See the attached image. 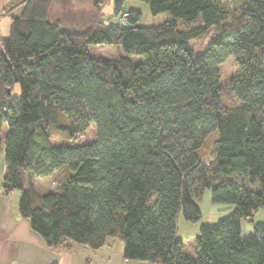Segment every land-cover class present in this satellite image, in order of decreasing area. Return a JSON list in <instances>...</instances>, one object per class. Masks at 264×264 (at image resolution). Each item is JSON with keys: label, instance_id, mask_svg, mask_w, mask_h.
I'll list each match as a JSON object with an SVG mask.
<instances>
[{"label": "trees", "instance_id": "16d2710c", "mask_svg": "<svg viewBox=\"0 0 264 264\" xmlns=\"http://www.w3.org/2000/svg\"><path fill=\"white\" fill-rule=\"evenodd\" d=\"M109 1L96 0L84 17L56 15V0H13L2 11L16 9L0 40V195L21 192V216L51 248L98 251L116 239L126 260L148 264H264V225L243 234V220L264 209V0H143L152 15H171L152 27L138 25L142 15L123 0L114 15L127 13V25L107 26ZM212 29L197 56L190 42ZM92 46L121 53L91 57ZM229 57L239 66L228 83L235 105L223 99L220 66ZM92 123V144H51L54 136L76 142ZM58 170L54 192L40 193L31 177L26 184V173ZM234 173H248L260 190L213 185ZM206 189L214 205L235 210L203 226L188 254L176 220L180 212L201 219L196 201Z\"/></svg>", "mask_w": 264, "mask_h": 264}, {"label": "rangeland", "instance_id": "374dc122", "mask_svg": "<svg viewBox=\"0 0 264 264\" xmlns=\"http://www.w3.org/2000/svg\"><path fill=\"white\" fill-rule=\"evenodd\" d=\"M96 0H56L55 11L56 15H67L74 14L84 17L87 16L92 9ZM117 0H110L103 7V21L107 26H121L127 25V21L124 23L122 20L123 13L119 17L114 15V5ZM125 10L139 12L142 15V19L138 25L144 27L158 26L171 18L169 13H162L157 16L151 14L149 6L143 0H123ZM244 0H223V3L228 4L231 7H236L241 5ZM16 9L11 12H4L0 17V37L5 39L9 36V24H10V13H14ZM198 23V22H197ZM177 25L180 28H185L186 23L181 19H177ZM214 30H210L207 33L202 34L197 39L190 42L191 47L195 50L197 56L203 55L206 52L207 47L210 45L212 40ZM0 39V40H1ZM1 48V42H0ZM121 53V49L117 50L111 46H92L90 48L91 57H102L105 59H115ZM135 63L144 62V58L135 56L132 57ZM239 69L237 61L233 57H229L221 66V83L224 86L223 99L228 105H235L238 103L237 98L229 87L228 83L230 79L237 73ZM96 124L92 123L90 129L85 132L79 140L76 142H69L60 137H52L51 144L53 146L59 145H71V146H81L92 144L96 141ZM212 140V138H211ZM210 139L208 140V145L201 151L202 157L204 158V164L207 165L208 157L213 151V144ZM2 160V162H1ZM4 162V154H0V165ZM64 171L58 170L51 177L36 179L37 190L46 194L49 192H54L57 188L60 180L63 178ZM39 178V177H38ZM223 182H230L237 186L249 187L252 189L260 190V183L251 181L249 174H239L234 173L232 175H217L213 177V185H219ZM28 180L26 179V184ZM18 196L21 195L19 190H16ZM196 204L201 212V219L196 223H191L187 221L183 213L180 212L176 220L177 228V239L183 242L185 246L186 253H192L191 250L194 248V241L200 235L201 228L207 225H215L218 221L227 215L231 214L235 210L233 205H214L212 203V189H206L201 200L196 201ZM253 222L249 220H243V234L248 236L254 232V226L264 225V209L258 210L254 213L252 218ZM120 243L123 244L119 240Z\"/></svg>", "mask_w": 264, "mask_h": 264}, {"label": "crops", "instance_id": "0c3cea01", "mask_svg": "<svg viewBox=\"0 0 264 264\" xmlns=\"http://www.w3.org/2000/svg\"><path fill=\"white\" fill-rule=\"evenodd\" d=\"M12 2L0 0V17ZM4 171L3 162L0 165V176H3ZM29 177L36 186L40 177L26 173L25 179L29 180ZM19 200L16 190L3 191L0 195V264H148L126 260L123 256L124 243L116 239H111L107 246L98 251L72 243L63 248H51L33 231L30 221L21 216ZM191 252L189 254H194V248Z\"/></svg>", "mask_w": 264, "mask_h": 264}, {"label": "built area", "instance_id": "2783aa9c", "mask_svg": "<svg viewBox=\"0 0 264 264\" xmlns=\"http://www.w3.org/2000/svg\"><path fill=\"white\" fill-rule=\"evenodd\" d=\"M122 20H123L124 23L126 22V20H127V13H123Z\"/></svg>", "mask_w": 264, "mask_h": 264}]
</instances>
